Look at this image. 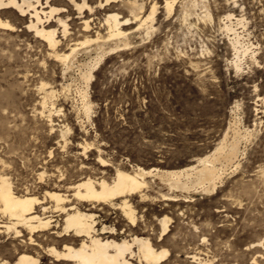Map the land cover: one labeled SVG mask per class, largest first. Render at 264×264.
I'll use <instances>...</instances> for the list:
<instances>
[{"label":"rangeland","instance_id":"374dc122","mask_svg":"<svg viewBox=\"0 0 264 264\" xmlns=\"http://www.w3.org/2000/svg\"><path fill=\"white\" fill-rule=\"evenodd\" d=\"M153 1L158 4L149 33L144 26L137 28L138 21L131 23L130 45L106 53L93 71L89 117L79 93L78 68L64 72L23 30L27 16L21 20L11 8L0 10V18L16 25L10 32L0 28V156L5 171L18 188L41 192L38 171H61L70 180L85 171L101 174L98 155L110 162L102 172L108 178L119 165L181 168L212 149L225 132L230 139L234 125L242 134L248 127L249 134L240 138L238 164L226 166L213 191L170 188L166 180L147 175L148 197L143 202L138 195L132 198L138 225L131 232L153 231L157 238V218L167 215L170 231L162 244L173 256L187 258L186 251H195L207 255L208 264H252V256L261 252L258 261L264 264V243L257 242L264 241V0H204L212 14L205 21L197 16L203 12L200 3L183 19L185 0H176L169 15L164 0H143L145 11ZM66 6L72 9L69 22L75 29L80 18L73 6ZM229 12L244 17L245 26L236 25L235 18L233 25L245 42L255 43L251 48L257 60L246 55L240 69L231 65L232 34L222 24ZM103 15L99 9L95 16ZM43 80L55 89L47 100V108L52 101L57 109L52 122L46 108L40 112ZM162 193L175 200L162 199ZM99 214L98 226L128 232L130 224L120 209L106 207ZM0 238L6 242L0 246L2 258L12 246L6 236ZM44 256V262L61 264Z\"/></svg>","mask_w":264,"mask_h":264},{"label":"bare ground","instance_id":"6f19581e","mask_svg":"<svg viewBox=\"0 0 264 264\" xmlns=\"http://www.w3.org/2000/svg\"><path fill=\"white\" fill-rule=\"evenodd\" d=\"M175 2L176 0H164L163 7L168 15L172 13ZM94 3H89V0H0V10L11 8L17 12L21 20L27 16L23 30L32 33L43 47L46 57L60 63L64 72L75 66L78 68L77 76L83 82L81 88H78L87 117L92 107L88 99V87L94 77L93 71L106 53L130 45L131 23L138 21L137 28L144 26L146 34L149 33V28H153L152 22L158 4L153 1L145 11L143 0H97ZM199 3L203 12L199 15L196 11L197 16H200L198 18L202 21H205V18L211 19L209 4L207 5L204 0L200 2L185 0L183 19H187L192 13L191 8ZM66 4L73 6L77 13L76 17L80 18L79 26L75 29L69 22L72 18L70 17L72 9ZM119 6L124 7L126 12L119 11ZM99 9L104 10L101 19L95 16ZM233 18L236 20V25L241 23L245 26L246 23L244 17H235L231 12L225 13L222 18L223 27L232 34L228 36L233 49L231 65L235 69H240L243 68V59L246 55L249 54L248 56L256 61L257 54L255 55V51L251 48L255 43L245 42L246 37L244 40L241 38L239 30L233 25ZM15 26L11 20L0 18V28L3 30L10 32L15 30ZM84 55H87V60L82 59ZM44 80L39 85V89L43 90L40 112L43 114L46 108L48 120L52 122L51 116L57 109L52 101H50L51 106L47 108V100L55 89L46 85L50 81ZM237 126L232 127L230 139L225 132L212 149L184 167L161 169L155 166L144 168L137 165L126 169L119 165L115 168L113 176L108 178L102 172L110 162L108 163V160L106 162L105 157L98 155L96 162L102 168L101 174L85 171L84 176L70 180L61 171L57 173L54 171L45 173L43 169L38 171L37 178L41 182V192L29 186L20 189L14 185L5 171L6 160L4 161L0 156V237L6 236V240H9L8 243L12 246L11 253L0 258V264H50L43 261L44 254L49 256L52 262L57 261L61 264H208L212 260L207 258V255L206 258L201 257L193 250L194 252L186 251L187 258H181L173 256L169 248L163 246L162 242L170 231V217L167 215L157 218L160 227L157 238H154L153 231L131 232L138 221L132 198L138 195L143 202L148 197L149 181L146 176L149 174H155L160 179L166 180L170 188L200 187V190L205 192L215 190L218 181L223 178L222 173L226 166L238 164L236 158L240 152V138L251 131L246 127L242 134V129L240 131ZM85 148L86 146L82 150ZM170 194L162 193V199L175 200ZM106 207L121 210L124 219L130 224L127 233L118 234L117 228L106 224L98 226L101 223L99 212ZM4 241L0 238V246L6 244ZM257 242L264 243V241ZM42 251L44 254H41ZM261 256L263 254L257 252L252 256L251 263L260 264L258 257Z\"/></svg>","mask_w":264,"mask_h":264}]
</instances>
